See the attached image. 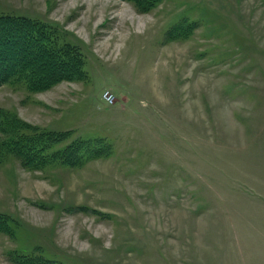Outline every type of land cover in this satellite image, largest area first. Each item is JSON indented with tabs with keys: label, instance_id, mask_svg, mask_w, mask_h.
Wrapping results in <instances>:
<instances>
[{
	"label": "rangeland",
	"instance_id": "obj_1",
	"mask_svg": "<svg viewBox=\"0 0 264 264\" xmlns=\"http://www.w3.org/2000/svg\"><path fill=\"white\" fill-rule=\"evenodd\" d=\"M0 15L46 25L83 76L0 87V264H264V0H0ZM76 141L82 164L61 163Z\"/></svg>",
	"mask_w": 264,
	"mask_h": 264
},
{
	"label": "trees",
	"instance_id": "obj_2",
	"mask_svg": "<svg viewBox=\"0 0 264 264\" xmlns=\"http://www.w3.org/2000/svg\"><path fill=\"white\" fill-rule=\"evenodd\" d=\"M133 2L138 6L140 12H149L155 8L160 0H126ZM181 33L184 27L188 26L185 32L191 34L192 30L197 26L191 20L181 22ZM46 25L39 22L14 16L0 15V87L9 82H25L30 85L34 91H43L50 89L54 84L64 79L83 78L80 72V54L67 45L51 42L54 38ZM53 37V38H52ZM176 38V37H175ZM45 42V44H43ZM62 56V57H61ZM39 64V65H36ZM69 67L68 71L65 68ZM53 134V133H52ZM60 134L66 135V132ZM16 141L15 148H26L27 155L23 157V163L27 167H42L46 163L42 159L44 151L42 149L31 148L29 145L39 143L35 136H26L21 133ZM48 141H56V137L48 135ZM75 144L79 147L78 141L72 143L64 151V158L61 163L80 166L78 160L75 162L66 154V152L74 149ZM8 143H6V147ZM29 146V147H27ZM90 149V147H88ZM42 151V154L39 153ZM88 152V158L96 157L102 150L97 152ZM58 155V153L56 154ZM72 156V155H70ZM1 157V155H0Z\"/></svg>",
	"mask_w": 264,
	"mask_h": 264
},
{
	"label": "built area",
	"instance_id": "obj_3",
	"mask_svg": "<svg viewBox=\"0 0 264 264\" xmlns=\"http://www.w3.org/2000/svg\"><path fill=\"white\" fill-rule=\"evenodd\" d=\"M103 99L106 103H114V95H112L110 92H106Z\"/></svg>",
	"mask_w": 264,
	"mask_h": 264
}]
</instances>
